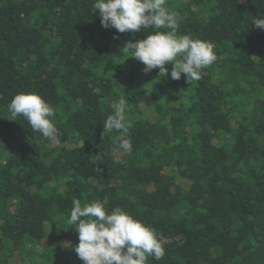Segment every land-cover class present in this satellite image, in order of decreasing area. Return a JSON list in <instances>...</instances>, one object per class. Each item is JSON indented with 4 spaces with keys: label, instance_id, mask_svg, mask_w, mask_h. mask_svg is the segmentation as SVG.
<instances>
[{
    "label": "trees",
    "instance_id": "16d2710c",
    "mask_svg": "<svg viewBox=\"0 0 264 264\" xmlns=\"http://www.w3.org/2000/svg\"><path fill=\"white\" fill-rule=\"evenodd\" d=\"M93 4L0 0V264H84L66 246L79 242L74 199L154 228L165 256L147 264H264V30L251 24L264 0H166L179 34L214 45L191 84L122 49L157 29H105ZM33 91L55 109L58 143L9 120ZM122 95L127 156L103 133Z\"/></svg>",
    "mask_w": 264,
    "mask_h": 264
},
{
    "label": "clouds",
    "instance_id": "9594fccd",
    "mask_svg": "<svg viewBox=\"0 0 264 264\" xmlns=\"http://www.w3.org/2000/svg\"><path fill=\"white\" fill-rule=\"evenodd\" d=\"M165 5L166 0H94L93 7L105 29L114 28L119 33L157 29L142 40L127 41L122 48L145 65V73L158 68V76L164 78L168 75L165 64L170 63L173 80H179L184 74L190 84L199 81L203 69L217 59L214 45L179 34L181 17ZM251 24L264 30V14L253 17ZM111 107L112 113L103 119V133H118V151L122 156L131 155L129 130L132 125L126 121L128 101L122 95ZM7 110L9 120L17 121V117H22L32 131L48 141L59 142V129L54 123L55 109L38 92L16 94ZM72 204L66 223L73 226L69 228L75 229L79 242L66 246L74 247L84 264H147L149 257L161 260L165 256L164 245L156 230L126 210L116 207L108 211L99 199L83 204L74 199Z\"/></svg>",
    "mask_w": 264,
    "mask_h": 264
},
{
    "label": "rangeland",
    "instance_id": "374dc122",
    "mask_svg": "<svg viewBox=\"0 0 264 264\" xmlns=\"http://www.w3.org/2000/svg\"><path fill=\"white\" fill-rule=\"evenodd\" d=\"M10 264H15V262H10Z\"/></svg>",
    "mask_w": 264,
    "mask_h": 264
}]
</instances>
